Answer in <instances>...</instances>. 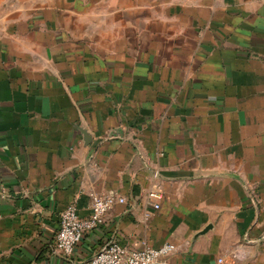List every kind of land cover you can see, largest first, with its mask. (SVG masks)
Returning a JSON list of instances; mask_svg holds the SVG:
<instances>
[{
    "label": "crops",
    "instance_id": "0c3cea01",
    "mask_svg": "<svg viewBox=\"0 0 264 264\" xmlns=\"http://www.w3.org/2000/svg\"><path fill=\"white\" fill-rule=\"evenodd\" d=\"M107 191L62 255L61 213ZM113 240L264 264V0H0V264Z\"/></svg>",
    "mask_w": 264,
    "mask_h": 264
},
{
    "label": "built area",
    "instance_id": "2783aa9c",
    "mask_svg": "<svg viewBox=\"0 0 264 264\" xmlns=\"http://www.w3.org/2000/svg\"><path fill=\"white\" fill-rule=\"evenodd\" d=\"M149 196L154 202V207L160 208V201L163 198L162 188L153 187ZM91 197L89 216H80L76 204H70L61 213L56 247L64 256L72 257L85 234L99 227L104 222L106 214L116 205L127 202L125 196L114 191L92 193ZM145 215L149 217L150 213L147 212ZM176 250L177 246L170 242L154 246L144 241L141 248H132L118 240H113L88 260H73L72 264H175L170 258ZM241 256L242 253L239 251L234 258ZM223 261L224 258H219V262Z\"/></svg>",
    "mask_w": 264,
    "mask_h": 264
}]
</instances>
